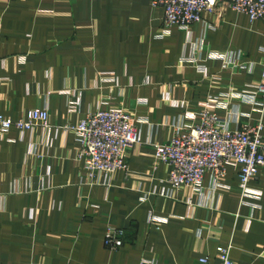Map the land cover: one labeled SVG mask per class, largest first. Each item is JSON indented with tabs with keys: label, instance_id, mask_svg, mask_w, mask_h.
<instances>
[{
	"label": "crops",
	"instance_id": "1",
	"mask_svg": "<svg viewBox=\"0 0 264 264\" xmlns=\"http://www.w3.org/2000/svg\"><path fill=\"white\" fill-rule=\"evenodd\" d=\"M163 16L150 0H0V112L50 114L48 126L0 139V264H203L202 255L219 264L218 245H230L233 264H264V164L249 182L258 195H243L229 165V189L207 174L199 193L172 196L168 165L154 155L209 95L230 100L217 110L232 127L264 121V107L227 93L260 79L264 16L224 6L162 33ZM110 106L144 118L139 144L126 168L88 181L65 125ZM152 213L167 219L153 223ZM108 225L126 230L116 249L104 242Z\"/></svg>",
	"mask_w": 264,
	"mask_h": 264
},
{
	"label": "built area",
	"instance_id": "2",
	"mask_svg": "<svg viewBox=\"0 0 264 264\" xmlns=\"http://www.w3.org/2000/svg\"><path fill=\"white\" fill-rule=\"evenodd\" d=\"M154 6L163 8V31L169 33L174 25L189 29L193 22L202 20L204 11H220L222 7L246 13L251 20L264 16V0H150ZM224 60V53H213ZM199 60L195 55L190 58ZM198 69L206 72L202 65ZM103 80L113 79V73L102 71ZM215 81L218 75L213 76ZM231 97L250 101L264 107V63L260 79L248 91H229ZM218 95H209L203 101L200 112L189 116V121L174 127L173 133L163 142L154 144L157 160L168 165L166 180L171 187V195L178 193L196 194L202 189L207 174L214 178L213 188L226 190L229 185L224 177L229 165L237 167L239 185L243 195L257 194L250 189L249 182L259 165L264 164V121L244 122L232 127L231 117L218 112L221 106H228L230 100ZM76 109V100L71 99L69 111ZM144 118L133 110L121 106L96 108L85 112L76 123H66L65 132L75 136L77 141L75 161L81 162L82 175L88 181L96 180L98 174L112 173L127 167L129 147L139 144L137 123ZM48 126L50 114L46 107L34 106L26 109L18 118L0 112V139L11 127L21 131L33 130L36 125ZM258 195V194H257ZM167 217L152 213L151 221L159 224ZM123 227L108 225L104 242L112 249L125 241ZM219 264H233L230 258V245H218ZM200 261L209 264L207 255ZM142 259L139 264H150Z\"/></svg>",
	"mask_w": 264,
	"mask_h": 264
}]
</instances>
